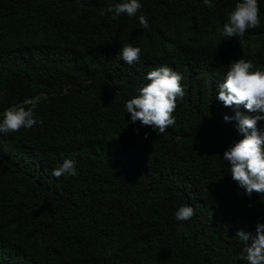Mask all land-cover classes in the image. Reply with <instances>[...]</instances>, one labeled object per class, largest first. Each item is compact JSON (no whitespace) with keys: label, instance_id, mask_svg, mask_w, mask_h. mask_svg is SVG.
Segmentation results:
<instances>
[{"label":"trees","instance_id":"1","mask_svg":"<svg viewBox=\"0 0 264 264\" xmlns=\"http://www.w3.org/2000/svg\"><path fill=\"white\" fill-rule=\"evenodd\" d=\"M118 2L0 0V120L33 105L37 120L0 132V264H246L236 233L264 223V194L232 179L223 154L242 134L215 97L230 62L264 70V0L260 26L232 38L222 31L238 0L101 14ZM129 44L141 49L131 65L119 57ZM160 66L185 95L158 135L125 105ZM65 159L77 176L52 175ZM181 206L190 219H176Z\"/></svg>","mask_w":264,"mask_h":264},{"label":"clouds","instance_id":"2","mask_svg":"<svg viewBox=\"0 0 264 264\" xmlns=\"http://www.w3.org/2000/svg\"><path fill=\"white\" fill-rule=\"evenodd\" d=\"M212 7V0H203ZM141 8L139 0H122L110 5L106 10L113 13V18L122 14L136 16ZM260 9L257 0H238L223 25L225 38L242 37L249 29L260 26ZM139 24L147 29L148 21L144 15L139 16ZM141 49L132 45L121 47L119 57L129 65L140 59ZM251 62L244 59L230 62L226 75L218 84L216 99L225 107L235 109L234 116H224L225 121L234 120L242 138L224 151L223 160L228 161L232 179L251 197L253 192L264 194V129L257 127L258 121H264V70H253ZM150 82L143 84L138 95L129 99L125 105L131 121H140L143 126H150L158 135L163 134L169 126L175 124L173 113L177 98H183L182 76L168 66H160L147 73ZM30 103V102H29ZM33 107L13 106L2 113L0 132H18L22 128L31 129L34 119ZM256 113L245 115L240 109ZM42 123V121H40ZM158 130V131H157ZM147 135V134H146ZM52 175L75 177L78 175L75 161L65 159L60 167L52 170ZM194 214L190 206H181L175 216L179 221H186ZM236 237L243 243L240 259L246 264H264V223L257 222L255 235L238 230Z\"/></svg>","mask_w":264,"mask_h":264}]
</instances>
